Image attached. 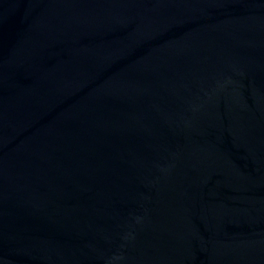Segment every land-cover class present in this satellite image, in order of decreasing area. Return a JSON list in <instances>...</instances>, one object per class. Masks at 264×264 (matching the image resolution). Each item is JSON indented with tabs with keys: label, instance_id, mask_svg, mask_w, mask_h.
Returning <instances> with one entry per match:
<instances>
[{
	"label": "water",
	"instance_id": "obj_1",
	"mask_svg": "<svg viewBox=\"0 0 264 264\" xmlns=\"http://www.w3.org/2000/svg\"><path fill=\"white\" fill-rule=\"evenodd\" d=\"M0 264H264V0H0Z\"/></svg>",
	"mask_w": 264,
	"mask_h": 264
}]
</instances>
